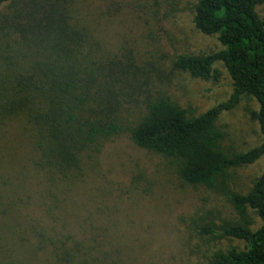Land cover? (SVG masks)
<instances>
[{"label": "trees", "instance_id": "obj_1", "mask_svg": "<svg viewBox=\"0 0 264 264\" xmlns=\"http://www.w3.org/2000/svg\"><path fill=\"white\" fill-rule=\"evenodd\" d=\"M141 1L127 5L149 14L157 27L177 6L174 1L166 13L158 0ZM189 2L192 26L214 36L219 49L177 54L172 67L208 80L217 79L215 65L221 63L231 82L227 100L198 115L149 87L146 74L156 70L154 63L148 71L139 67L128 40H108V24L125 9L121 1L0 0V130L19 122L32 154L29 167L44 174L47 185L42 196L23 194L17 180L27 165L0 179V210L15 242L9 264L28 256L34 264H126L118 249L95 248L105 239L101 234L76 237L66 204L71 189L107 167L102 155L121 137L167 160L183 185L223 192L234 220L197 224L195 233L243 246L218 250L207 264H264V170L245 192L221 188L228 171L264 157V140L226 154L219 146L224 133L216 126L223 112L250 97L258 106L251 118L264 138V19L257 12L264 0ZM134 109L142 113L125 128ZM138 177L130 181L141 182Z\"/></svg>", "mask_w": 264, "mask_h": 264}, {"label": "rangeland", "instance_id": "obj_2", "mask_svg": "<svg viewBox=\"0 0 264 264\" xmlns=\"http://www.w3.org/2000/svg\"><path fill=\"white\" fill-rule=\"evenodd\" d=\"M119 1L125 9L110 21L106 35L114 44L119 38L128 40L129 49L138 56L134 57L136 64L144 70L148 71L149 64L154 63L156 70L146 74L151 79L149 87L194 115L227 100L231 82L221 63L215 65L217 79L208 80L192 78L172 67L177 54L205 55L219 49L214 36H204L192 26L189 0L182 5L179 0H158L166 13L171 3L177 2L173 15L162 18L158 27L149 14L127 5L136 0ZM144 1L153 3H141ZM257 12L264 19V5L258 6ZM257 107L254 99L243 97L233 109L219 116L216 126L224 133L219 143L223 152H245L264 140L250 115ZM140 113V109H134L124 119L125 128L134 125ZM113 144L116 145L112 150ZM109 149L102 155L107 167L99 168L94 176L88 175L84 184L68 194L66 204L71 211L67 216L72 218L70 231L76 237L84 232L101 234L105 239L100 238L95 248L118 249L122 257H128L126 264H207L214 252L231 244L243 246L237 240L200 237L195 233L197 224L234 220L221 190L183 185L167 160L135 148L125 137L115 138ZM30 158L31 150L18 121L0 130V179L13 177L27 165L26 173L17 180L20 191L26 196H42L47 188L44 174L31 164L29 167ZM263 170L264 157L250 166L228 171L221 188L245 192ZM131 176H139L141 182L135 184L130 181ZM10 224L0 210V264L11 261L10 247L15 242ZM28 257L23 258L22 264H34L29 263Z\"/></svg>", "mask_w": 264, "mask_h": 264}]
</instances>
